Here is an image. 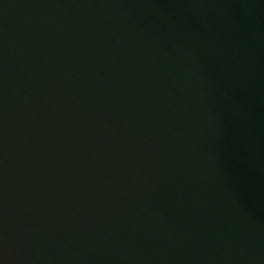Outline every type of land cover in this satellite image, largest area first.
Instances as JSON below:
<instances>
[{"label":"water","instance_id":"obj_1","mask_svg":"<svg viewBox=\"0 0 264 264\" xmlns=\"http://www.w3.org/2000/svg\"><path fill=\"white\" fill-rule=\"evenodd\" d=\"M0 264H264V0H0Z\"/></svg>","mask_w":264,"mask_h":264}]
</instances>
